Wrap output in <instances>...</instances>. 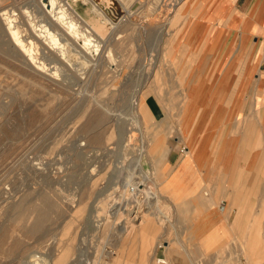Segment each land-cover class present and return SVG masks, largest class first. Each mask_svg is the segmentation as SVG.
Here are the masks:
<instances>
[{
    "label": "rangeland",
    "instance_id": "374dc122",
    "mask_svg": "<svg viewBox=\"0 0 264 264\" xmlns=\"http://www.w3.org/2000/svg\"><path fill=\"white\" fill-rule=\"evenodd\" d=\"M30 1L0 0V14L14 11L21 38L40 26L49 38L29 36L36 58L46 68L54 64L55 74L69 75L73 87L61 77L31 70L0 17V264H149L150 243L159 237V243L172 241L185 249L193 264H264V176L255 172L250 184H232L227 161L211 185L183 189L167 180L169 152L178 163V151H195L187 146L181 122L189 86L197 78L219 82L228 56L244 63L243 47L235 44L239 35L210 28L204 16L185 11L186 0H75L78 17L104 38L92 59L78 53L48 20L39 25L36 9L27 16ZM91 6L107 17L101 19L110 26L104 35ZM196 19L203 21L200 29ZM227 38L235 39L229 49ZM59 48L70 58L62 59ZM230 92L229 101L244 100L236 83ZM254 113L219 110L204 141L208 146L212 141L218 153L219 142L233 139L234 123L257 121ZM250 125L239 139L249 147ZM263 144L260 137L255 148ZM138 174L147 181L133 200L122 184ZM229 187L233 190L223 197L226 221H217L216 236L211 228L203 232V246L193 244L188 226L205 225L200 221L207 215L220 217L217 206L207 207L199 188L223 192ZM122 203L127 211L113 212ZM147 222L155 228L139 232ZM208 237L219 240L209 244Z\"/></svg>",
    "mask_w": 264,
    "mask_h": 264
},
{
    "label": "crops",
    "instance_id": "0c3cea01",
    "mask_svg": "<svg viewBox=\"0 0 264 264\" xmlns=\"http://www.w3.org/2000/svg\"><path fill=\"white\" fill-rule=\"evenodd\" d=\"M184 6L185 11L188 7L192 9L194 15H198L200 18L204 16L209 25L211 24L210 28L227 32L228 35L237 33L239 38H236L235 44L243 47L241 49L244 63L236 64L239 56L233 55L232 59H229L228 56L226 68L222 73H219V82L210 84L208 81L201 82L197 78L189 86L191 90L189 92L190 99L186 103L187 112L181 122L183 127L185 124L184 131H188L187 146H192L195 151L194 153H181V151H178L181 157L178 163L171 160L170 154L173 150L169 152L167 157L169 163L167 180L170 184L176 185L177 188L183 189H189L191 186L196 187L201 182L211 185L215 182V178L217 181L218 172L221 175V167L228 161L231 163L232 184L236 180L240 184H244V182L250 184L251 177L255 172L260 178L264 176V144L255 148V141L260 137L264 139V0H186ZM202 22L196 19L195 28L200 29ZM226 42L229 49V46L234 44L235 39L227 38ZM235 83L238 87H241L244 100L229 101L230 91ZM231 109L253 110L258 120L253 121L248 118L242 125L235 122L232 132L233 139L219 142L218 148L220 150L216 153L213 150V142L211 141L212 144L208 146V142L204 141V134L209 127L214 126L219 110L229 111ZM247 124H251L252 127L248 137L253 141V147L239 141L243 128ZM245 174L248 175L247 179L244 178ZM222 178L223 176L219 177L220 183L224 182H222ZM199 189L201 197L206 200L204 201L207 207L212 209L217 206L220 215L218 219L212 215L202 217L200 222L205 225H201V227L188 226L187 235H189V239L193 240V244L203 246L204 243L202 244L199 240L201 237L206 236L203 232L211 228L214 235L217 221H226L228 206L224 203L223 197L228 196V192L233 188L230 189L229 187L223 192L219 191L220 189ZM219 195H222V198H219ZM175 196L176 199L180 198L178 195ZM221 203L223 207H220ZM260 206L264 210V197L260 202ZM194 214H196L195 210H193ZM142 221L148 220L143 219ZM235 222H237L236 216L233 223ZM230 225L231 228L235 229L232 223ZM146 227L155 228L153 222H147L139 232H142ZM208 238L209 244L212 241L216 242V237ZM160 239L159 237L156 242L150 243L154 247L152 261L149 264H193L188 259L185 249L177 246L172 241L159 243ZM149 240L147 238L145 243ZM141 244L143 245V243ZM196 251L202 252V249ZM139 253L141 256L143 255L142 251ZM159 258L163 261H159ZM225 262L228 261L221 260V263Z\"/></svg>",
    "mask_w": 264,
    "mask_h": 264
},
{
    "label": "bare ground",
    "instance_id": "6f19581e",
    "mask_svg": "<svg viewBox=\"0 0 264 264\" xmlns=\"http://www.w3.org/2000/svg\"><path fill=\"white\" fill-rule=\"evenodd\" d=\"M74 1L75 0H71V1H69V0H31L30 2H32L33 5H29L28 4L29 6H27V8L25 10V13L28 14L27 16H30L31 13H32L31 10L36 9L37 10V14L39 16L37 18L38 19L37 22L39 23V25L40 24L42 25V22L44 20H48V23H51L52 26L57 27L59 30H61V32L63 33V35L66 38H68V39H70L72 41L73 46L75 45V48H77L78 53L80 51L81 54L83 53V56L87 55L90 58L94 59V57L98 56L100 54V52H101V44L103 43L102 40L104 38L101 35L95 33L93 28H90L88 25H85V23L81 20V18L78 17V14L72 8V4L74 3ZM83 1H85V3H89V0H87V1L86 0H82V2ZM111 3H112V1H111ZM92 12H93V18L94 17L97 18L96 21L103 25L104 29H102V31H104V33L102 35H104L105 32L110 28L109 25H107V26L105 25V22L107 20V17L105 15V13H103V12L99 11L98 9H96L95 6L92 7ZM0 17L3 20V26L2 27L11 35V38L13 40V43L15 44V47H17V49H19V53L20 54L22 53L24 55L25 64L31 70H33L34 72H36L38 74H41V75H43L45 77H47L49 74H52L51 76H55V78L56 77H59V78L61 77V79L63 78L64 82L65 81H66V83L68 82L69 88L73 87L72 86L73 83H71V81L69 80V75H67V74H63V75L62 74H55L56 72L54 73L51 70L52 69L51 67L54 64H50L49 66H51V67L49 69V68L45 67V65L43 63L44 62L43 59H42L43 60V62H42V61L39 60L40 58H36L34 42L32 40H29V36L34 35V34H32V32H33V33H35V35H37L38 38H40L41 40H45L46 41V36L48 34H45V31L40 26L38 27V26L33 25V29H31V32H29L28 36H24V38H21V35L19 34V31L17 29V25H18L17 23L18 22L16 23V16H15L14 11L11 8L8 9V10H5V11L1 10ZM28 18L30 19V17H27L26 19H28ZM101 19L103 21H105V22H102ZM81 23H83V25H81ZM106 24H108V23H106ZM93 27H94V25H93ZM95 28H96V26H95ZM99 28H101V27H99ZM27 31H28V29H27ZM47 37L49 38V36H47ZM56 37H58V36H56ZM48 42H50V41H48ZM50 44H52V43L50 42L49 45ZM11 45H13V44H11ZM56 46H58V45H56ZM65 50H61L59 48V51H61L59 54L61 55L62 59H64L66 56H67L66 58L69 59L70 57H68V55H65V54H67L65 52ZM46 52H48V51L46 50ZM66 62H68L67 63L68 65L71 64V62H69V60H67ZM64 68H65V66H64ZM65 77H68V79H66ZM82 77H85V75L81 76V78ZM61 79H59V80H61ZM141 155L142 154L140 153V155L138 156L137 160L134 163L137 164L139 162V159H140L139 157H141ZM146 178L147 177L145 175L142 176L141 174H138V176H136V179L134 177H129V179L125 180V182L122 184V186H124L126 189L129 190V192H130V194L132 196L130 198H132L133 200L135 198H137L138 191L142 190L144 188V187L140 188V186L146 184V181H147ZM137 179H139V180H137ZM131 183L133 185L129 186ZM151 193H154V189L151 190ZM133 196H134V198H133ZM126 206H127L126 203H122V205L117 206V208H115L113 210V212L118 213L119 210L127 211ZM159 211L160 210H157V212H159ZM153 212H156V211H153ZM147 214H150V212L147 213ZM134 217H136V215H134ZM125 229H126V227L124 226L123 229H122L123 232H124ZM159 261H163V260L161 258H159Z\"/></svg>",
    "mask_w": 264,
    "mask_h": 264
}]
</instances>
